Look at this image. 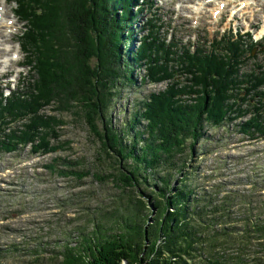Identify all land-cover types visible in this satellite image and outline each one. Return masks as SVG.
Returning a JSON list of instances; mask_svg holds the SVG:
<instances>
[{
    "label": "trees",
    "instance_id": "1",
    "mask_svg": "<svg viewBox=\"0 0 264 264\" xmlns=\"http://www.w3.org/2000/svg\"><path fill=\"white\" fill-rule=\"evenodd\" d=\"M14 2L24 25L27 66L36 78L24 92V86L7 97L0 91V154L27 147L36 155L60 149L52 146L58 122L45 112L46 107L56 105L61 112L75 109L100 142V156L115 159L119 175L103 179L96 173L92 175L96 181L111 178L118 182L120 198L126 196L129 204L131 192L138 193L142 182H155L152 200L144 191L135 193L137 210L120 209L108 228L93 224L77 248L54 251L55 259L60 264H264V194L230 190L218 199L206 189L204 194L197 193L190 177L180 175V184L173 183L209 127H223L252 112L238 127L245 135L264 139V71L238 76L239 42L228 41L234 56L227 59L179 49L177 41L166 42L159 35L155 16L142 27L139 45L127 49L123 59L126 40L134 41L132 27L153 9V0ZM30 47L35 51L30 53ZM94 58L97 63L92 68L89 61ZM138 69L144 71V83L171 84L140 102L127 134L105 120L118 80L133 84V72ZM177 74L185 77L184 84L176 81ZM241 87L244 91H238ZM139 122H144L142 128ZM70 166L69 160L56 158L45 168L79 181L91 174L70 170ZM146 199L157 210L150 225L149 211L142 212L148 209ZM234 206L243 208L236 217L240 219L231 217ZM230 245L239 246L240 252L227 254ZM255 246L260 248L259 255L250 253ZM40 260L45 263L43 256L34 262Z\"/></svg>",
    "mask_w": 264,
    "mask_h": 264
},
{
    "label": "rangeland",
    "instance_id": "2",
    "mask_svg": "<svg viewBox=\"0 0 264 264\" xmlns=\"http://www.w3.org/2000/svg\"><path fill=\"white\" fill-rule=\"evenodd\" d=\"M242 1L228 3L224 13L216 17L212 14V10L217 7L215 5L205 7L201 13L196 11L194 7L198 0H153V9H148L132 27L131 38L134 41L126 40L122 47L123 59L127 49H135L139 45L144 34L142 27L148 20L158 16V32L166 42L177 41L175 44L178 43L179 49L185 47L192 52L216 54L224 59L234 56L230 44L239 42V54L242 57L236 66L240 70L238 76L261 75L264 71V33L262 36L259 34L264 27V0H255L254 4L233 17L232 10L239 9ZM5 5V18L16 20L11 25L12 29L6 25L0 27V40L4 41L1 44L12 47L11 52L0 51V59L10 56V61L0 60V91H4V97H7L11 91H18L23 86L24 92L31 79L36 78V73H32L27 66L29 59L24 51V25L16 15V4L14 0H7ZM135 11L134 8L133 13ZM60 17L64 18V13ZM222 35L230 39L221 42ZM229 40L231 43L228 45ZM1 49L4 47L1 46ZM34 51L30 47V53ZM96 63V58L89 61L92 68ZM142 70L133 72V84L124 79L118 80L116 96L105 120L110 121L114 129L126 130L127 134L130 133V123L135 113L140 109V102L152 92L165 91L171 84L144 83ZM176 77L181 85L186 82L184 76L177 74ZM261 89L264 91V87ZM238 91H244V87ZM57 107H46L45 112L58 122L55 125L57 139H52V146H59L60 149L45 155L32 154L30 147L13 154H0V251L3 252L0 264H60V260L55 259L54 251L65 247L77 248L81 238L93 230V224L101 223L104 228L110 227L113 224L112 216L120 214V209L126 206L131 212L137 210L134 201L140 191L149 195V200L153 198L150 193L155 182L149 179L147 185L142 182L138 193L131 192L135 196L132 195L134 199L131 198V204L126 196L120 198L122 194L118 182L111 178L106 182L96 181L92 176L96 173L103 179H109L108 175H119L115 159L100 156V142L75 109L61 112ZM243 107L247 109L248 104ZM252 116L251 112L223 127H209L208 134L196 144L194 154L187 159L181 174H175L174 185L180 184V175H183L190 177L191 187L196 192L198 190L197 193L204 194L206 189L207 193L212 192L218 199L229 194L230 190L251 196L263 195L264 139L245 135L238 127V124L247 122ZM143 123L139 122V127ZM98 125L103 127L99 120ZM56 158L69 160L70 170L90 171L91 174L79 181L76 177L53 173L45 165ZM129 162L132 163V160ZM120 163L126 164L124 161ZM217 189H220L219 193ZM149 200L146 202L148 209L142 212L149 211L150 221L147 224L150 225L157 210L153 208L154 202L150 203ZM242 210L234 206L231 217H240ZM261 216L264 219V214ZM239 248L230 245L226 253H239ZM259 250L255 246L250 249V253L259 255ZM42 256L45 263L42 260L40 263L34 262Z\"/></svg>",
    "mask_w": 264,
    "mask_h": 264
},
{
    "label": "bare ground",
    "instance_id": "3",
    "mask_svg": "<svg viewBox=\"0 0 264 264\" xmlns=\"http://www.w3.org/2000/svg\"><path fill=\"white\" fill-rule=\"evenodd\" d=\"M7 0H0V12H2V16H1V19H0V27H2V25H6L9 26L8 29H12V26L14 24V22H16L15 19H6L3 12H4V9H5V3H6ZM220 1V2H218ZM254 1L255 0H243L239 5H240V8L239 9H236L235 10L233 9V13H232V16L234 17L235 15H237L240 11H243L244 8H246L247 6L251 5V4H254ZM230 2H233V3H236L235 0H198L197 3H195V10L198 11L199 13L202 12L203 9H205V7H208V6H211V5H215L217 6L214 10H212V14L216 17H219L221 14L224 13L225 11V8H227L228 6V3L230 4ZM207 9V8H206ZM195 11V12H196ZM264 33V27L261 31V33L259 34L260 36H262V34ZM10 34V33H9ZM2 35V34H1ZM259 36V37H260ZM1 42H4L3 40H0V47L3 46L4 49H1V53H8V52H11L12 50V47L11 46H8V45H2ZM3 50V52H2ZM7 60V61H10V56H7L6 58H1L0 60Z\"/></svg>",
    "mask_w": 264,
    "mask_h": 264
}]
</instances>
